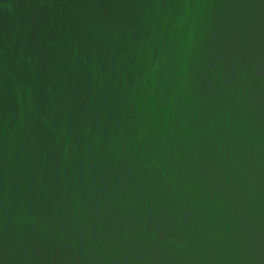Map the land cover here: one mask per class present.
<instances>
[{
  "label": "water",
  "instance_id": "95a60500",
  "mask_svg": "<svg viewBox=\"0 0 264 264\" xmlns=\"http://www.w3.org/2000/svg\"><path fill=\"white\" fill-rule=\"evenodd\" d=\"M0 264H264V0H0Z\"/></svg>",
  "mask_w": 264,
  "mask_h": 264
}]
</instances>
